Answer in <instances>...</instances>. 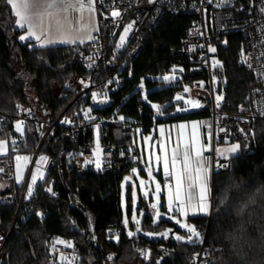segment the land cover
I'll list each match as a JSON object with an SVG mask.
<instances>
[{"label":"trees","instance_id":"1","mask_svg":"<svg viewBox=\"0 0 264 264\" xmlns=\"http://www.w3.org/2000/svg\"><path fill=\"white\" fill-rule=\"evenodd\" d=\"M192 19L165 14L158 26L146 33L144 48L136 60L126 61L123 68H119L121 71L105 69L97 77L95 90L104 89L107 84L102 83L104 78L119 71L120 86L111 94V106L94 110V113L110 118L123 115L128 122L145 126V135L164 122L198 119L210 125L208 101L199 111L163 119L157 118V111L150 105L158 104L164 112L170 113L175 109L176 95L183 91L184 80L207 79L204 74L188 75L164 87L155 79L179 66L180 57L173 51L180 47ZM14 26L10 5L7 0H0V101L2 111L11 117L0 128V139L8 140L15 136L17 103L37 109L40 114L57 117L76 98L74 94L63 92L64 81L71 75L86 74L78 64L75 46L21 44L18 40L20 30ZM241 50L242 39L238 35H230L225 43L216 46L215 57L220 62L216 74L224 94L220 108L223 111H247L251 92L257 86L242 63ZM141 84L150 90L147 101L139 91L123 102V98ZM191 94L207 100L206 95L200 96L197 91ZM84 99H79L68 114L80 108ZM141 104L145 108L143 114L138 110ZM26 129L25 138L17 145L19 153H33L39 142L36 129L29 124ZM210 129L205 128L206 132ZM113 138L118 146L135 147L137 144L136 138L121 136L118 130L113 131ZM55 143L56 140L51 139L44 147L57 162L44 186L51 187L57 196L49 197L41 191L19 209L22 188L15 180H10V186L0 194V264H52L51 245L56 238L74 242L77 248L74 264H192L202 244L176 241L175 234L186 235V231L174 219L167 216L154 223L155 214L142 212L149 209V204L140 195L136 216L141 221L142 231L129 237V230L136 231L132 220L133 186L128 185L125 212L121 176H79L62 164L53 148ZM9 145L10 153L6 157L12 158L14 145ZM147 174L141 172L144 177ZM137 188L141 187L137 185ZM77 202L82 203L86 211L80 210ZM159 210L162 216L167 212L163 194ZM38 212L45 214L43 221L37 218ZM125 216L129 220L127 227L123 223ZM187 222L194 223L202 236L206 232L207 264H264V121L255 124L249 153L232 156L231 168L215 173L211 217L191 218ZM112 228L117 229V233L109 236ZM167 229H172L167 238L145 235ZM149 251L150 256L146 258L144 253Z\"/></svg>","mask_w":264,"mask_h":264},{"label":"built area","instance_id":"2","mask_svg":"<svg viewBox=\"0 0 264 264\" xmlns=\"http://www.w3.org/2000/svg\"><path fill=\"white\" fill-rule=\"evenodd\" d=\"M218 2L220 0H211V2L209 0H152V2L150 0H95L99 31L95 33L94 39L75 45L78 64L85 69L86 74L71 75L62 86L66 95L74 94L76 98L68 108L54 118L48 114H40L37 109H31L22 103L16 104V121L32 125L36 129V137L39 140L33 153H20L21 156L29 157V161L26 164L23 162L19 209L27 199L41 191L49 197L58 194L51 187L44 186L48 173L57 164L52 155L44 151L45 145L51 139L56 140L53 148L62 164L74 170L79 176L114 175L121 176L122 181H125V177L134 176L133 168H136L139 173L147 172L149 163L142 153L135 147L118 146L113 138V131L118 130L121 136L137 139L139 134H145V126L128 122L126 118L121 120L120 117L123 115L110 118L106 115L91 113L89 115L95 119L89 120L85 117V109L82 107L74 109L69 114L68 112L79 99L85 98L92 90H95L97 77L105 69L118 70L126 61L136 60L139 57L144 48L146 33L155 29L165 14L193 18L185 31L180 47L175 49L173 54L180 57L179 66L184 70L183 76L204 74L209 83V87L204 89L196 85L197 81L186 79L182 82V86L183 91L187 86L191 91H197L200 96L206 95L210 103L212 134L210 158L213 178L216 172L228 171L231 168V157L221 158L215 151L219 149V144L238 142L239 154L249 153V140L253 135L255 124L257 121H264V114H262L264 113V11H261L264 9V0H227L221 7L216 6ZM114 11H118L120 15L113 16ZM129 25H131L130 30L122 43L120 38ZM230 35L241 37L242 63L257 84L251 92L250 108L245 112L223 111L216 106L211 63V57L215 56L216 51L211 52L209 49H216V46L225 43ZM113 76V74L106 76L102 83L110 82ZM138 110L143 114L144 105H139ZM9 119L11 117L2 111L0 101V128L6 125ZM96 125H99V129ZM97 141L101 150L99 168L94 162L97 158ZM9 143L12 144L11 139ZM121 152L124 154L121 155ZM41 156L48 159L41 161ZM85 161L92 162L85 163ZM217 163L227 167L217 168ZM0 169H2L0 181L15 180L17 167L13 158H0ZM33 173L37 175L35 184L31 181ZM135 181L140 187V182L136 179ZM29 187L32 188L30 197ZM77 206L80 210L86 211L82 203L77 202ZM36 216L40 221L45 219L43 212H38ZM116 233L115 228L108 231L109 236ZM202 237L201 249L198 255L194 256L192 264H207L209 261L205 247L206 232ZM56 239L52 243L57 250L55 253L52 251V264H61V252L74 264L77 255L74 242L68 238H60L74 244L73 248L56 243Z\"/></svg>","mask_w":264,"mask_h":264},{"label":"snow or ice","instance_id":"3","mask_svg":"<svg viewBox=\"0 0 264 264\" xmlns=\"http://www.w3.org/2000/svg\"><path fill=\"white\" fill-rule=\"evenodd\" d=\"M152 2V0H150ZM211 2V0H209ZM227 2V0H220L217 3V7L223 6V3ZM7 3L11 5L12 10L14 12L16 26L20 29H25L26 32L24 35L19 37L20 40L24 41L29 38H34V40L38 43L40 47H46L50 44H53L59 40L63 43L75 44L79 41V43H84L85 40H92L94 37L91 34V31H99L98 27H94L87 33L86 36L72 35V32H83L85 30V25L83 24V14L85 11L90 14H94L96 11L95 8V0H7ZM264 11V9H261ZM78 13V18L73 20L72 14ZM113 16H118L120 13L118 11H114L112 13ZM53 25H55V35L53 33ZM128 27H131L129 25ZM128 32V28H125V33ZM121 42L123 43L125 37L121 36ZM211 52H215V48L209 49ZM91 59V58H90ZM245 62H247L245 60ZM219 63L218 61H213V67ZM91 67V65H89ZM251 67V65H249ZM164 81H170L174 79V77L165 75L162 77ZM83 83V81H81ZM202 86V84H201ZM141 88H143V84H141ZM185 91H189L187 86L185 87ZM99 94L96 92L92 93V99L95 101ZM106 95V94H105ZM147 99V96L144 97ZM177 100L182 99L181 96L176 97ZM223 100L222 95L216 96V106H220V101ZM186 104L190 105L192 108L200 107V102L198 100H187ZM152 107L156 109L159 115H164V111L161 106L158 104H153ZM187 109L177 108V111H186ZM243 110V109H242ZM92 109L89 108L85 111V117L89 120L95 119L90 116ZM264 114V113H262ZM121 120H124L125 117L121 116ZM68 122V121H66ZM23 122L19 121L16 125L17 131H22L21 124ZM204 122L202 121H191L188 123H180L178 125H173L178 130L177 138L172 143L171 148L164 141H160L161 154L155 155V164L156 169L159 170V167L162 163L163 166V174L165 178V183L163 185V189H166V208L167 214L176 213L177 215H171L170 219H174L176 223L186 231V235L175 234L174 238L176 241L194 243L199 242L203 243V237L201 233L197 230L195 225L188 223L189 214L202 213L209 214L211 210V202H210V181H211V166L209 158L205 157L203 153L208 150L211 144V131L207 134L208 143L205 144L202 142L200 126ZM97 129H99V125H96ZM211 126L209 125V128ZM190 131H186L189 129ZM221 131H225V129H221ZM243 131V129H241ZM165 127L163 125L160 126V135L164 136ZM170 138V137H169ZM146 140H151V137H145ZM6 141L0 140V153L6 151ZM240 148V145L234 144L230 147L223 149H216L215 151L220 156H226L229 153H235ZM99 143L97 141V149H96V160L94 161L97 168L101 166V161L99 159L100 155ZM124 153L121 152V155ZM48 158L45 156H41V161H46ZM17 181L19 182L23 178V168L21 167L20 162L23 161L25 164L29 161V157L27 156H17ZM153 160V155L150 153L148 157V177L149 181L155 182V188L152 195L155 196V202L151 203V208L154 210L155 219L154 223L158 221L162 215L160 212V201H161V192L162 185L156 180L155 176H153V168L151 166ZM92 161H85V163H90ZM227 167V165H221L217 163V168ZM2 171V169H0ZM39 171V169H37ZM133 173L137 172L136 168L132 169ZM129 177H125V181L127 182ZM32 184H35L37 181V175L33 173L31 175ZM149 181H145L144 179L140 180V187L144 189L143 195L145 198L149 197ZM51 191V189H48ZM32 194V188L29 187L28 195L29 197ZM132 199L133 205L136 202V191L133 188L132 191ZM140 215H143L141 213ZM179 217V218H178ZM132 220L135 222L136 231L133 232L131 230L128 231L127 235L129 237L135 236L137 233L142 231L141 221L137 219L135 211L132 214ZM124 225L127 227L129 220L127 216H125ZM172 232V229H167L164 232L160 233H152L148 232L145 235H159L165 238L168 237L169 233ZM117 242L119 237H116ZM56 243L64 244L68 247H73L74 244H71L68 241H64L60 238L56 239ZM52 251L55 253L57 250L55 248V244L52 245ZM147 258L150 256V251L148 253H144ZM198 255V254H197ZM109 259H113L112 256L108 257ZM75 259V257H73ZM60 261L61 264H72V261L69 260L62 252L60 253Z\"/></svg>","mask_w":264,"mask_h":264},{"label":"rangeland","instance_id":"4","mask_svg":"<svg viewBox=\"0 0 264 264\" xmlns=\"http://www.w3.org/2000/svg\"><path fill=\"white\" fill-rule=\"evenodd\" d=\"M10 7H11V5H10ZM11 10H12V7H11ZM12 13H13V16H14V18L16 20L17 18L15 17L13 10H12ZM78 15H79L78 13H73L72 14L73 20H76L78 18ZM83 24L85 25V30L83 32H75L74 31L71 34L74 35V36H76V35L86 36L87 33L89 31H91L92 28H94V27H98L99 28L98 19H97L96 13L90 14L89 12L85 11L84 14H83ZM14 27L17 30H20L19 37L21 35L25 34V32H26L25 29H20L18 26H16V24H15ZM129 30H130V27H128V32H129ZM96 32L97 31H91V34H92L93 37H94ZM53 33L55 35V25H53ZM122 36H124L125 38L127 37V34L125 33V31L122 34ZM19 37H18V40H19V42L21 44L31 43V45L33 47H40L38 45V43L34 40V38H29L27 40L22 41V40L19 39ZM88 41H90V40L86 39L84 43H86ZM84 43H79V41H78L75 44H70V43H63V42H60L59 40H57V42H55L53 44H50L48 46H65V45L75 46V45H80V44H84ZM48 46H46V47H48ZM213 61H218V59L215 56L211 57L212 71H213V81H214V90H215V99H216L217 95H222L223 96V100H224L223 90H221V88H220L221 87V80L219 79V77L216 74V69L220 66V62L218 61L219 63H217L216 66L213 67ZM123 66H121L120 69H122ZM120 71L114 74L112 80L105 85L104 89H102V90H99V89L92 90L90 92V94L85 97V99H84V101H83V103L81 105V107L84 108L85 111L87 109L91 108L92 109L91 113H94V110H98V109H102V108H106V107H110L111 106V104H112L111 94L116 92V90L120 86V83H119V81H120V76H119ZM183 74H184V70L180 66H174L169 73L165 74V75L174 77V79H171L170 81H164L162 79L163 76L155 78V79L160 81V82H162L161 86L164 87V86H167L169 84H175L176 82H178L180 79L183 78ZM201 84H202V88H204V89L205 88L207 89L209 87L208 81H197L196 82V85H198V86H201ZM188 89H189V91L186 92L185 89H184L183 92H181V93L176 95V97L178 95L181 96L182 99L177 100L176 97H175V99L173 101V104H175V109L172 112H170V113L164 112V115H162V116L159 115L156 112L157 118H162L163 119V118H166V117H173V116H177V115H185V114H188V113H191V112L199 111L202 108H205V106L208 104V102H207L208 98H207V100H204V99H201L198 96H193L191 94L190 88H188ZM139 91H141V93H142L143 100L147 101V99H145L144 97L147 96V94H148V92L150 90H148L143 84V88H141V85H140L136 89H134L131 93H129L127 96H125L123 98V102L127 101L130 98L131 95H133L134 93L139 92ZM93 92H96V93L99 94L95 101L92 99V93ZM187 100H198L200 102L201 106L198 107V108H192L190 105L185 103V101H187ZM223 100L220 101V106L218 107L219 109L221 108ZM216 104H217V102H216ZM150 105L152 106L153 104L150 103ZM177 108H180V109H185L186 108L187 110L186 111H177ZM91 113H89V114H91ZM17 122H19V121H15V123H14L15 136L13 137V139H11V143L14 145L13 152H15V153H14V156L12 158H13V160L15 162V166L17 165L16 157L17 156H21V154L18 152L19 149L17 148V145L19 144L21 139L25 138V135L27 133L26 125L24 123L21 124L22 131H17L16 130ZM34 132H35V129H34ZM153 133H154V131L152 130L151 132H148L147 135L139 134V136L137 138L136 147L138 146L139 151L142 153V155L145 156L147 161H148L149 154L151 153L153 155V160H152V164H151V166L153 168V176H155L156 180H158L160 182V179L158 178V173H156L158 171L156 169V164H155V155L157 153H156V150L151 151L150 148H149L151 140H152ZM145 137H151V140H146ZM0 140L6 141V146H5L6 147V151L0 153V158H2V157H6L10 153V145H9V141L10 140H8V139H0ZM237 143L238 142H235V143L230 144V145H228V144H219V149L227 148V147H230L231 145H234V144H237ZM239 152H240V148L235 153H229L228 155L235 156V155H238ZM20 164H21V167H23V165H24L23 161H21ZM154 169H155V171H154ZM16 177H17V175H16ZM128 177H129V181L130 182L123 181V184H122V187H121V199H122V205H123L124 211L126 212V210H127V205L126 204H127V195H128V185H131V186H133V188H135V191H136V202H135V205H133V211H135V213L137 214L138 205H139L138 198L141 195L147 201V203L149 204V209H147V210L144 209V210H142V212L143 213L150 212V213L154 214V210L151 208L150 205H151V203L155 202V196L152 195V193L154 191V188H155V182L149 181L148 174H147V177H144L139 172L134 173V176L131 175V176H128ZM135 179L138 182H140L141 179H144L145 181H149V185L150 186L148 188V190H149V197L148 198L144 197V195H143L144 189L143 188H140V190H138ZM15 183H16L17 186H21L22 183H23V178L19 182L15 178ZM9 186H10V182L9 181H0V194H1V192L3 190L8 188ZM132 191H133V189H132ZM160 195H162V192H161ZM1 198L2 197L0 195V199ZM132 201H133V199H132ZM163 215L164 216L161 215L160 219H165L167 217L165 214H163ZM183 230H185V229H183ZM147 236L148 237H154L153 235L152 236L147 235ZM156 237L161 238L162 236L158 235Z\"/></svg>","mask_w":264,"mask_h":264},{"label":"crops","instance_id":"5","mask_svg":"<svg viewBox=\"0 0 264 264\" xmlns=\"http://www.w3.org/2000/svg\"><path fill=\"white\" fill-rule=\"evenodd\" d=\"M191 121H202L204 122L203 120H198V119H193V120H179V121H173V122H164V123H160L158 124L155 129H154V133H153V136H152V140H151V143H150V146H152V150L151 151H154L156 150V153L157 154H161L162 155V152H161V148H160V141H164L169 148H171L172 146V143L176 140L177 138V134H178V130L174 127H171L173 125H178L180 123H188L190 124ZM163 125L165 127V133H164V136L161 137L160 135V126ZM211 126V124H210ZM205 128L207 129H210L209 128V125L206 124L205 122L203 124H201L200 126V133H201V139H202V142L207 144L208 143V140H207V134L208 132H206ZM186 131H190V128L189 129H186ZM211 131V129H210ZM147 135V134H146ZM170 137V138H169ZM135 148L138 149V146ZM150 148V147H149ZM139 150V149H138ZM210 150H211V146L208 148V150H206L203 155L207 158H209V161H210V166L212 168V164H211V158H210ZM144 156V155H143ZM220 156V155H219ZM227 158L228 157H232V155H228L226 154ZM221 158H226L225 156H220ZM145 158V156H144ZM146 159V158H145ZM155 171V169H154ZM158 174H160V183L162 185V189H163V185H164V174H163V166H162V163L159 167V170H157ZM210 176H211V181H210V187H211V193H210V202H211V210H210V213L209 214H202V213H195V214H192L190 213L189 214V217H188V220L191 219V218H196V217H207L209 218L211 215H212V210H213V185H214V178H213V174H212V169H211V172H210ZM162 194L164 195V199H165V206H166V189H163L162 190ZM167 210V208H166ZM177 215L176 213H171V214H167L166 216H168V218H170L171 215ZM179 218V217H178ZM192 225H195L194 223H190Z\"/></svg>","mask_w":264,"mask_h":264},{"label":"water","instance_id":"6","mask_svg":"<svg viewBox=\"0 0 264 264\" xmlns=\"http://www.w3.org/2000/svg\"><path fill=\"white\" fill-rule=\"evenodd\" d=\"M15 226L12 227V229H14Z\"/></svg>","mask_w":264,"mask_h":264}]
</instances>
